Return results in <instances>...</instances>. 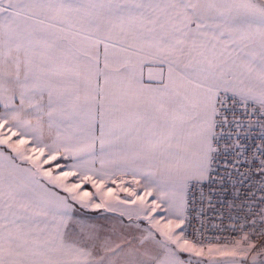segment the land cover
I'll use <instances>...</instances> for the list:
<instances>
[{"label":"snow or ice","instance_id":"6c2138e0","mask_svg":"<svg viewBox=\"0 0 264 264\" xmlns=\"http://www.w3.org/2000/svg\"><path fill=\"white\" fill-rule=\"evenodd\" d=\"M0 264H264V0H0Z\"/></svg>","mask_w":264,"mask_h":264},{"label":"built area","instance_id":"2783aa9c","mask_svg":"<svg viewBox=\"0 0 264 264\" xmlns=\"http://www.w3.org/2000/svg\"><path fill=\"white\" fill-rule=\"evenodd\" d=\"M225 226H227V225H225ZM217 233H215L214 231H212V230H210L209 232H208V235L209 236H214V235H216Z\"/></svg>","mask_w":264,"mask_h":264}]
</instances>
